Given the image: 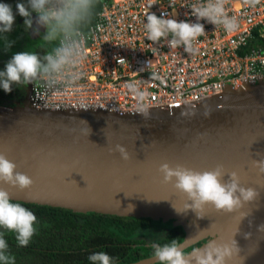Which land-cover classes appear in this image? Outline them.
I'll return each instance as SVG.
<instances>
[{
    "label": "water",
    "instance_id": "obj_1",
    "mask_svg": "<svg viewBox=\"0 0 264 264\" xmlns=\"http://www.w3.org/2000/svg\"><path fill=\"white\" fill-rule=\"evenodd\" d=\"M117 144L128 160L115 151ZM0 153L33 180L23 191L0 184L14 202L171 221L184 231L185 250L208 239H235L240 253L233 264H264V232L258 231L264 224V80L147 115L36 109L28 98L0 105ZM163 163L201 172L222 166L223 182L236 172L240 186L257 196L232 214L209 207L198 215L186 196L162 182ZM129 264L157 262L150 256Z\"/></svg>",
    "mask_w": 264,
    "mask_h": 264
},
{
    "label": "built area",
    "instance_id": "obj_2",
    "mask_svg": "<svg viewBox=\"0 0 264 264\" xmlns=\"http://www.w3.org/2000/svg\"><path fill=\"white\" fill-rule=\"evenodd\" d=\"M152 2L103 0L94 23L82 30L86 57L82 65H66L60 73L31 83L29 105L140 114L137 99L127 88L135 82L148 93V110L173 111L220 95L226 88L264 80V0L254 6L228 0V15L239 22L232 33L201 20L205 34L193 42L194 54L183 47L170 49L167 41L152 45L146 38L145 13L196 22L192 5L205 0H155L149 7ZM147 62H152L150 68Z\"/></svg>",
    "mask_w": 264,
    "mask_h": 264
},
{
    "label": "clouds",
    "instance_id": "obj_3",
    "mask_svg": "<svg viewBox=\"0 0 264 264\" xmlns=\"http://www.w3.org/2000/svg\"><path fill=\"white\" fill-rule=\"evenodd\" d=\"M244 3L255 5L259 0H244ZM97 0H28L17 3L18 14L24 18V25L33 28L32 13H36L33 29L39 32L40 27L46 29L43 36L45 43L51 44V51L41 58L36 52L22 51L15 53L6 63L5 70L0 71V87L11 92L12 85H28L43 78H50L60 73L66 65L83 63L85 57L84 43L81 42L83 29L90 23ZM155 4V0L149 5ZM228 0H205V2L192 5V15L196 22L177 21L166 18L162 13L147 12L145 30L147 40L152 45L167 41L170 49L183 47L184 51L194 54L197 49L193 42L205 34L206 21L215 27L232 33L239 29L236 16H229L226 10ZM15 21L12 6L0 3V34L10 32ZM76 37V38H73ZM171 37V39H169ZM5 47L11 46L6 37ZM58 42V43H57ZM152 52L155 54L156 49ZM152 62H147L149 68ZM152 78H155L154 76ZM129 92L136 97V111L147 115L148 98L146 91H141L135 82L127 85ZM207 115V112L205 113ZM84 123V122H82ZM85 135L90 131L85 128ZM118 151L124 160L129 159L126 149L117 144ZM17 165L10 161L4 153H0V184L9 185L21 191L31 188L33 180L25 173L16 171ZM260 172L264 173V164L260 165ZM162 182L172 184L183 196L191 201V209L199 215L206 208H212L220 214H232L242 207L243 202L254 200L257 193L252 188L240 186L239 176L232 172L230 181L223 182L222 166L210 171H196L183 165L170 166L163 163L159 167ZM239 193V195H237ZM36 215L19 202H13L10 192L0 187V264H16L15 256L9 252V245L5 233L15 235L18 246H27L37 232ZM258 231L264 232V224L259 225ZM247 235L246 234V238ZM200 247L186 251V245L178 240L153 246L151 257L157 264H233L240 253L235 239H208ZM91 264H116V260L106 252H93L88 256Z\"/></svg>",
    "mask_w": 264,
    "mask_h": 264
},
{
    "label": "trees",
    "instance_id": "obj_4",
    "mask_svg": "<svg viewBox=\"0 0 264 264\" xmlns=\"http://www.w3.org/2000/svg\"><path fill=\"white\" fill-rule=\"evenodd\" d=\"M16 1L28 3V0ZM102 1L97 0L93 17L83 30L94 23ZM42 48L41 52L47 50V47ZM21 204L36 215L37 232L23 247L18 246L14 234L5 233L9 252L15 256L16 264H91L88 256L100 251L113 257L116 264H129L150 257L154 250L151 245L154 243L135 238L137 234L154 230L155 221L150 218L78 214L61 208ZM184 236L181 227H171L157 244L161 246L173 240L182 242Z\"/></svg>",
    "mask_w": 264,
    "mask_h": 264
},
{
    "label": "rangeland",
    "instance_id": "obj_5",
    "mask_svg": "<svg viewBox=\"0 0 264 264\" xmlns=\"http://www.w3.org/2000/svg\"><path fill=\"white\" fill-rule=\"evenodd\" d=\"M0 3L10 4L12 6V10H13V13L15 15V21H14L12 30L10 32H7V34L3 33L2 35L5 37V34H6V36H7L6 38L8 41H12L15 44H17V46H16L12 42H10L12 45L10 47L6 48L5 47V41L3 39H0L1 40V42H0V57L2 56L1 54H3L5 52V50H6V54H8V55L3 54L4 59L9 57V60L12 58V56L15 53L22 52V51H32L33 52V48L30 47V45L20 46V44L24 43L26 40V34L28 32V28L26 29V27L24 25V18L18 14V11L16 9V5L18 2L16 0H0ZM25 5L27 6V4H25ZM19 17H21L23 19V21H21V22L18 21ZM35 44H37V43H35ZM49 45L52 46L51 44H49ZM15 46H16V50L14 48ZM0 70H1V64H0ZM2 93L5 95V97H3V98L7 102L13 103L12 97H11L12 91L6 93L2 88ZM27 98H28V95L22 99L23 100L22 103L26 102ZM153 221H155L153 224L154 230L143 232V233H140L139 235L137 234V236H135V238L136 239H143L147 243L157 244V243H159V241H161V239H163V237L167 234L168 230L171 227H177V226H174L171 221H162V220H153ZM205 241H202V242L190 247L186 251H191L192 248L200 246Z\"/></svg>",
    "mask_w": 264,
    "mask_h": 264
},
{
    "label": "flooded vegetation",
    "instance_id": "obj_6",
    "mask_svg": "<svg viewBox=\"0 0 264 264\" xmlns=\"http://www.w3.org/2000/svg\"><path fill=\"white\" fill-rule=\"evenodd\" d=\"M32 14H34V13H32ZM35 19H36V17H33V21H34L33 28H28V32L26 34V40H25L24 43H21L20 46L30 45V47L33 48V52H36L41 58H43L44 55L51 50L52 46H50L48 43H45L44 40H43V36L46 33V29L44 27H40L39 28V32H36V31L33 30V29H35L37 27V25L35 24ZM18 21L21 22V21H23V19L21 17H19ZM6 34H5V37H7ZM0 35H1V37H4L2 34H0ZM0 39H3V38H0ZM0 42H1V40H0ZM8 42H12V41H8ZM12 43L15 44L14 42H12ZM35 43H37V44H35ZM15 45L17 46V44H15ZM16 46L14 47L15 50H16ZM41 47H43V48L47 47V50L44 51V52L43 51L41 52L40 51ZM3 54L4 55H8V54H6V50H5V52ZM3 54H1L2 56L0 57V64H1V70L0 71L5 70L6 63L9 61V57L4 59V55ZM30 85H31V83L26 85V86L25 85H17V84H13L11 86L12 87V90H11L12 91V95H11V97H12V102L13 103H9L3 98V97H5V95L2 93V88L0 87V103L2 105H6V106H8V105L14 106V105H19V104L21 105L22 102H23L22 99L24 97H26L28 95V93H29L28 91L30 89ZM139 240H143V239H139ZM151 245H153V244H151ZM156 245H159V244H156Z\"/></svg>",
    "mask_w": 264,
    "mask_h": 264
}]
</instances>
